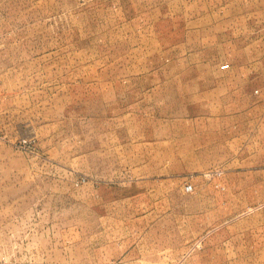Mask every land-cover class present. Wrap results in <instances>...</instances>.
<instances>
[{
  "label": "rangeland",
  "instance_id": "rangeland-1",
  "mask_svg": "<svg viewBox=\"0 0 264 264\" xmlns=\"http://www.w3.org/2000/svg\"><path fill=\"white\" fill-rule=\"evenodd\" d=\"M263 21L264 0H0V264H264L252 163L153 161L157 91L195 59L253 56Z\"/></svg>",
  "mask_w": 264,
  "mask_h": 264
},
{
  "label": "crops",
  "instance_id": "crops-1",
  "mask_svg": "<svg viewBox=\"0 0 264 264\" xmlns=\"http://www.w3.org/2000/svg\"><path fill=\"white\" fill-rule=\"evenodd\" d=\"M231 35L233 40L225 35L224 41L241 44L242 38ZM218 36L206 37L203 43L220 44ZM193 47L198 49L197 44ZM252 54L195 59L188 63L185 77H174L178 84L157 91L155 104L167 109L153 157L159 177L201 170L218 171L213 176L219 177L240 176V164L250 162L247 176L253 178V189L264 188V21L253 24Z\"/></svg>",
  "mask_w": 264,
  "mask_h": 264
},
{
  "label": "built area",
  "instance_id": "built-area-1",
  "mask_svg": "<svg viewBox=\"0 0 264 264\" xmlns=\"http://www.w3.org/2000/svg\"><path fill=\"white\" fill-rule=\"evenodd\" d=\"M186 191H191L192 190V185H185Z\"/></svg>",
  "mask_w": 264,
  "mask_h": 264
}]
</instances>
